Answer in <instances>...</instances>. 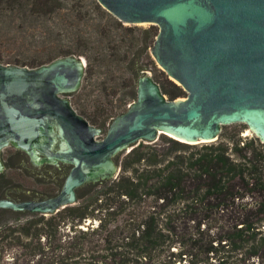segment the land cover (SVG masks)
Instances as JSON below:
<instances>
[{"label":"trees","instance_id":"trees-1","mask_svg":"<svg viewBox=\"0 0 264 264\" xmlns=\"http://www.w3.org/2000/svg\"><path fill=\"white\" fill-rule=\"evenodd\" d=\"M84 2L100 15L99 35L133 30L98 0H0V61L107 60L82 32L94 23ZM159 30L146 28L136 50L119 48L139 77ZM155 78L170 99L188 95L165 71ZM244 128L225 125L217 140L201 143L162 134L119 153L120 174L84 190L76 204L25 220L0 215V264L9 246L23 250L10 264H264V142Z\"/></svg>","mask_w":264,"mask_h":264},{"label":"water","instance_id":"water-1","mask_svg":"<svg viewBox=\"0 0 264 264\" xmlns=\"http://www.w3.org/2000/svg\"><path fill=\"white\" fill-rule=\"evenodd\" d=\"M98 1L125 23L159 26L154 57L188 95L170 99L143 70L137 99L99 139L103 128L78 113L68 96L82 85L83 56H63L38 67L0 62V171L6 147L32 151L59 139L66 150L56 157L76 163L56 197L1 199L0 208L49 215L76 204L77 187L116 178L119 153L155 142L161 134L187 143L211 142L223 126L245 123L264 142V0Z\"/></svg>","mask_w":264,"mask_h":264},{"label":"rangeland","instance_id":"rangeland-1","mask_svg":"<svg viewBox=\"0 0 264 264\" xmlns=\"http://www.w3.org/2000/svg\"><path fill=\"white\" fill-rule=\"evenodd\" d=\"M83 4L89 13L92 14L91 16L94 18V23H83L81 25L82 32L84 31L87 34H90L89 36L94 41L92 45L95 47L96 51L98 50L101 53L104 52L105 54H108V59L102 60L100 57H95L93 61L90 62L89 58L83 55L86 59V69L90 68V70L89 72L86 71L82 85L80 89L71 96V101L77 112L85 116L91 124L103 128L102 134L98 137L101 139L106 135L112 121L126 112L130 105H132L137 99L139 75L135 73V69L134 72L129 70L127 63L122 60L124 49L119 48L125 46V49H129L134 45L133 50L138 49L139 46H141L140 42H142L141 35H146L144 30L151 24H130L124 22L125 25L132 26L133 30L114 29L113 35H99L100 29L97 28L96 23L100 21V18L98 17L100 15L95 14L87 2H84ZM111 15L113 14L111 13ZM105 21L107 23V17L103 22ZM112 21L113 20L110 22L112 23ZM148 40V47L145 49L141 61L146 65L147 69L145 70L150 71L155 77L158 74H161V71L164 70L154 57L152 50L154 43L151 39ZM6 57L8 58L9 55H6ZM140 72L142 74V71ZM244 131V135H253L247 124ZM131 148L132 147H130L126 153L129 152ZM12 151V147H7L4 149V154L9 155ZM119 171H121L120 165L118 172ZM8 174L25 184L34 185L38 192L44 191L47 194L53 195L61 188V185L59 186L57 182L35 184L31 178L27 177L21 170H15V168L9 169ZM50 179L51 176L48 180L50 181ZM26 214L27 213H13L9 217L10 220L15 218L25 220L24 216ZM22 251L23 250L18 246L7 247L3 252L2 263L10 264V262H13L15 255Z\"/></svg>","mask_w":264,"mask_h":264},{"label":"flooded vegetation","instance_id":"flooded-vegetation-1","mask_svg":"<svg viewBox=\"0 0 264 264\" xmlns=\"http://www.w3.org/2000/svg\"><path fill=\"white\" fill-rule=\"evenodd\" d=\"M75 92L70 93L68 96L71 100V96ZM72 103V101H71ZM39 108H44L40 105ZM50 119L56 124L53 126L57 134H59V128L57 121L50 117ZM13 148V151L9 155H5L4 151L2 157L5 163V169L0 171V200L10 199L15 202H41L53 197H56L62 192V188L69 173L74 169L76 163L68 158L56 157L57 153H61L66 150L65 142L61 139L56 143L42 146V148L36 147L32 151L16 148L15 146H9ZM7 148V147H6ZM15 168V170H21L27 177L31 178L35 184H44L46 182H57L60 190L56 194H47L44 191L41 192L35 188L34 185L25 184L20 180H16L8 174V170ZM49 175V176H48ZM51 176L50 181L48 178ZM109 177H101L99 180H89L83 185L76 188L77 196L80 197L84 190L90 187L108 180ZM35 213L29 209L14 210L10 207H1L0 215L6 213Z\"/></svg>","mask_w":264,"mask_h":264}]
</instances>
